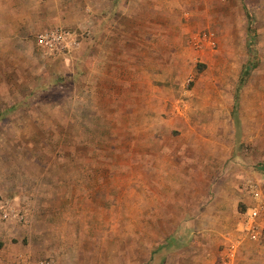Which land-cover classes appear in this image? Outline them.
Returning a JSON list of instances; mask_svg holds the SVG:
<instances>
[{
  "label": "rangeland",
  "instance_id": "obj_1",
  "mask_svg": "<svg viewBox=\"0 0 264 264\" xmlns=\"http://www.w3.org/2000/svg\"><path fill=\"white\" fill-rule=\"evenodd\" d=\"M50 10L0 41V201L29 215L0 217V249L46 225L37 261L77 246L90 264H253L242 220L250 185L264 195V0ZM57 26L78 47L37 45Z\"/></svg>",
  "mask_w": 264,
  "mask_h": 264
},
{
  "label": "crops",
  "instance_id": "obj_2",
  "mask_svg": "<svg viewBox=\"0 0 264 264\" xmlns=\"http://www.w3.org/2000/svg\"><path fill=\"white\" fill-rule=\"evenodd\" d=\"M53 1L61 0H0V41L16 39L21 35V27L27 28V31L30 30V26H34L39 21L50 19L52 16L51 7ZM56 15V14H54ZM55 18V17H51ZM42 216L48 217V213L44 212ZM52 225L53 221H50ZM45 225V224H44ZM49 221L47 227L49 226ZM56 227V225H55ZM52 229L55 230L56 228ZM43 228V229H42ZM40 229L41 234H33V238L30 239V242L25 246L16 249L14 246H10L6 242L5 246L0 249V264H16L17 262H23L25 264H38L37 258L40 257L43 253H49L48 240L46 238V225ZM51 230V231H53ZM36 233V232H35ZM246 236H249L247 233H244ZM244 235V236H245ZM249 238H251L249 236ZM57 237H54V240H57ZM244 239V238H243ZM254 247H252L253 254H256L252 258L253 264H264V237L261 239H252ZM57 247V243L54 245ZM51 249V248H50ZM72 251L66 247L57 248V258L58 264H90L88 260H83L78 258L73 254L74 250L80 249L77 246L72 247ZM243 245L239 248V251H243ZM61 252V255H60ZM61 256V257H60ZM162 264L156 260L155 264Z\"/></svg>",
  "mask_w": 264,
  "mask_h": 264
},
{
  "label": "built area",
  "instance_id": "obj_3",
  "mask_svg": "<svg viewBox=\"0 0 264 264\" xmlns=\"http://www.w3.org/2000/svg\"><path fill=\"white\" fill-rule=\"evenodd\" d=\"M37 45L45 52H57L78 47L79 40L75 32L62 26L46 28L36 34ZM250 192L254 196L252 202L244 213L242 220V231L247 233L252 239H261L264 237V195L259 187L250 185ZM0 217L4 220L27 223L29 215L27 209L16 206L9 199L0 201ZM236 242L231 243L228 257L233 261L236 257ZM16 264H25L17 262ZM38 264H54L51 258H41Z\"/></svg>",
  "mask_w": 264,
  "mask_h": 264
},
{
  "label": "bare ground",
  "instance_id": "obj_4",
  "mask_svg": "<svg viewBox=\"0 0 264 264\" xmlns=\"http://www.w3.org/2000/svg\"><path fill=\"white\" fill-rule=\"evenodd\" d=\"M226 97V96H225ZM225 107V106H224ZM225 109V108H224ZM227 113H225V115H226ZM224 116V115H223Z\"/></svg>",
  "mask_w": 264,
  "mask_h": 264
}]
</instances>
